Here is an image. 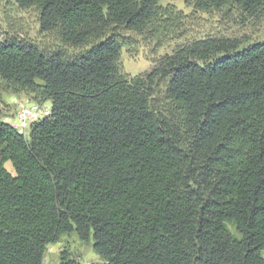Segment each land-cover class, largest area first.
<instances>
[{"label": "trees", "instance_id": "1", "mask_svg": "<svg viewBox=\"0 0 264 264\" xmlns=\"http://www.w3.org/2000/svg\"><path fill=\"white\" fill-rule=\"evenodd\" d=\"M15 2L55 43L0 39V85L50 104L28 135L0 104V264H42L72 231L102 264H264V40L191 37L130 76L122 48L179 37L188 15L159 0ZM184 2L224 30L264 22V0ZM59 264L82 263L64 250Z\"/></svg>", "mask_w": 264, "mask_h": 264}, {"label": "rangeland", "instance_id": "2", "mask_svg": "<svg viewBox=\"0 0 264 264\" xmlns=\"http://www.w3.org/2000/svg\"><path fill=\"white\" fill-rule=\"evenodd\" d=\"M159 3L163 6L171 4L177 10H181L188 15L185 20L184 33L179 37L176 33L168 34L160 42L136 36V40L132 45L124 46L121 51L120 67L123 73L127 75L134 76L139 73L149 72L163 56L172 53L179 44L191 37H199L207 33H224L249 37L252 41L264 40V22L257 27L246 24L228 26L224 30V24L221 23L216 15L193 14L192 7L187 6L184 0H159ZM38 15V11L35 8H19L15 0H0V39L6 34H14L21 38L31 39L41 46L52 45L55 41L51 35L41 30ZM125 34L129 35L127 32ZM34 99V96L29 93H14L11 89L0 85L2 114L12 115L18 107V103ZM45 105L50 108L48 101ZM28 133L29 128L25 130V135H28ZM6 168L14 173L10 163L7 164ZM92 244V237L89 241H82L73 231L65 233L57 242L47 245L42 264H59L61 252L64 250L82 264H102V260L93 250Z\"/></svg>", "mask_w": 264, "mask_h": 264}, {"label": "built area", "instance_id": "3", "mask_svg": "<svg viewBox=\"0 0 264 264\" xmlns=\"http://www.w3.org/2000/svg\"><path fill=\"white\" fill-rule=\"evenodd\" d=\"M46 102L25 101L18 103L16 111L12 115L5 114L2 119L19 133L25 134V130L30 128L33 123L50 114V108L45 105Z\"/></svg>", "mask_w": 264, "mask_h": 264}, {"label": "crops", "instance_id": "4", "mask_svg": "<svg viewBox=\"0 0 264 264\" xmlns=\"http://www.w3.org/2000/svg\"><path fill=\"white\" fill-rule=\"evenodd\" d=\"M262 255L264 256V250L262 251Z\"/></svg>", "mask_w": 264, "mask_h": 264}]
</instances>
